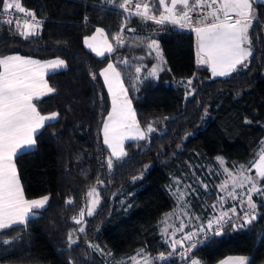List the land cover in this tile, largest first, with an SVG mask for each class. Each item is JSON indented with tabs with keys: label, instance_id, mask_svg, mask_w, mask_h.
Instances as JSON below:
<instances>
[{
	"label": "trees",
	"instance_id": "trees-1",
	"mask_svg": "<svg viewBox=\"0 0 264 264\" xmlns=\"http://www.w3.org/2000/svg\"><path fill=\"white\" fill-rule=\"evenodd\" d=\"M20 2L42 26L25 39L13 26L0 23V57L61 59L66 68L46 77L56 91L34 102L42 115L55 112L57 119L36 135L35 148L16 160L25 198L48 196V205L25 225L0 233V241H10L0 242V264H114L136 256L137 250L151 257L167 255L171 247L160 225L177 207L174 186L191 185L197 194L190 195L191 208L207 218L208 203L222 181L216 157H223L235 173L233 166L253 161L264 141V4L254 3L246 66L213 79L209 67L197 63L192 31L141 22L106 0ZM2 20L5 13H0ZM98 28L113 46L102 58L83 46V39ZM117 35H122V45L113 39ZM151 40L157 41L160 58L148 54ZM109 63L120 72L147 137L127 142V155L120 159L113 158L103 135L110 101L100 72ZM154 67L155 75H149ZM189 80L191 85L183 86ZM149 125L153 132H147ZM92 188L99 203L89 216ZM253 201L255 220L229 224L189 257L200 264L234 256L264 264V196L256 194ZM81 209L85 215L77 224L73 217L79 218ZM69 234L76 241L71 246ZM190 263L182 258L163 264Z\"/></svg>",
	"mask_w": 264,
	"mask_h": 264
},
{
	"label": "snow or ice",
	"instance_id": "snow-or-ice-1",
	"mask_svg": "<svg viewBox=\"0 0 264 264\" xmlns=\"http://www.w3.org/2000/svg\"><path fill=\"white\" fill-rule=\"evenodd\" d=\"M106 2L118 5L129 17H138L141 22L152 21L157 25L171 24L181 29L186 27L192 29L198 42L197 63L209 67L214 76H228L237 70L238 65L246 66L245 62L251 55V49L246 45L251 44L249 29L255 19L253 0H135V2L134 0H106ZM0 13L24 14L23 19L10 18L0 23L13 26L12 30L25 39L37 35L42 26V21L37 19L34 12L26 10L20 0H2ZM194 13L197 15L199 26H194L192 23ZM127 31L135 32L136 30L129 28ZM96 32L102 34L104 30L98 28ZM120 32H124L123 27ZM89 39H95V37L85 38V44L97 56H104L105 51L109 53L113 51L112 45L107 44V41L105 50H99L88 43ZM113 39L117 44H123L122 35L114 36ZM147 47L151 50L149 55L155 51L157 56H160L157 41L151 40ZM122 63L127 64L128 61L124 60ZM62 66H65V62L60 59L41 63L19 55L0 57V233L13 229L18 224H25L31 215L35 214L34 210L44 208L49 200L48 196L34 200L25 198L16 160L25 154L27 149L35 146L36 135L46 126H51L49 122L59 115L55 112L42 115L33 101L56 91L44 79L43 69L55 70ZM140 71L139 67L136 68V72ZM100 75L104 77L112 101V109L103 123L104 143L112 149V156L120 159L127 155L123 149V140L126 136L137 140H144L147 137L136 120L131 100L128 98V91L124 87L116 66L109 63ZM149 75H155V67ZM191 83V80L187 82L188 85ZM153 131L154 129L149 125L147 132ZM129 133H134V135H129ZM216 160L227 177L217 185L219 191L226 193L233 200L239 198V203L241 205L246 203L248 208V211H244L243 216H240L236 206L233 205L209 219L207 229L213 230V224H216L218 227L215 233L219 235V228L224 223L231 224L233 217L241 219L244 224L251 223L257 218L255 212L257 205L253 201V194L264 196V184H261V181H264V141H261V148L254 154L253 161L248 165H239L238 168L233 166L235 173L225 166L223 157L218 156ZM112 166V159L109 158L108 167L112 168ZM253 169H255L254 175L245 174L251 173ZM238 176L239 179H237ZM245 185H249L246 193L236 192L237 187L244 188ZM188 187L191 188V185ZM204 187L207 189V185ZM87 195L96 197L89 201L90 204L99 203V193L95 188L90 189ZM244 195H247L246 201L242 198ZM184 196L185 193L178 189L177 199L182 201ZM218 200L221 201L220 207L223 209L225 197L221 195ZM67 203L71 204L72 201L69 200ZM211 207L215 209L217 205L213 204ZM93 211L94 208L89 207L87 215L91 216ZM84 215L85 210L81 209L79 218L73 217V219L79 224ZM171 215L173 214H169V217ZM185 227L186 225L181 223L172 235L175 236L176 232H183ZM79 231L83 232L84 229L80 228ZM167 231V228L163 229V232L167 233ZM199 231L203 232L204 228L201 227ZM196 235L198 233L188 232L180 239H173L169 245L172 251L167 256L161 253L157 257H151L142 255L143 250H137L136 256L130 257L129 260L133 264H140L137 257H141L143 264H155V261H165L176 254L179 247L183 249L179 253L182 258L190 259L191 264H200L198 259L188 255L192 249L197 247L199 241L184 248V241H191ZM69 241L70 246L76 242L71 239V234H69ZM0 242L10 243L8 240ZM165 243L167 244L168 241ZM89 247L102 252L98 245H89ZM224 264H250V262L247 257H230Z\"/></svg>",
	"mask_w": 264,
	"mask_h": 264
},
{
	"label": "rangeland",
	"instance_id": "rangeland-1",
	"mask_svg": "<svg viewBox=\"0 0 264 264\" xmlns=\"http://www.w3.org/2000/svg\"><path fill=\"white\" fill-rule=\"evenodd\" d=\"M10 18L23 19L24 18V14H21V13H14V14L5 13V19H10ZM159 50H160V48H159ZM153 53L155 54V56L157 58H160L161 52H160V56H157L155 51H153ZM137 75H139V72H137ZM187 82L188 81L184 82L183 86L188 85ZM103 135H104V133H103ZM129 135H134V133H129ZM129 140H133V139H130V138H128L126 136L125 139L123 140V143L125 141L128 142ZM109 149L111 150V153H112V149L111 148H109ZM113 158L117 159V157H115V156ZM217 173H220L222 175V181L219 183V184H221L225 179H227V177H226L225 174H223V169L220 166H219V169H218ZM245 174L246 175H254L255 172L253 171V173H245ZM237 179H239V176L237 177ZM248 187H249V185H245L244 188L237 187L236 188V192L237 193H246ZM203 188L205 189L204 186H203ZM229 188L231 189V185H229ZM178 189L180 191H183L185 193V196H184L182 201L177 199V207H176V209L173 212L170 213V214H173V215H171L169 217V214H168L162 220L161 225H160L161 234L169 243H171L173 239H180L182 236H184L188 232L200 233L201 231H199V229L201 227L204 228L203 232L209 231L207 229L208 220L212 219L214 216L219 215V213L222 210H226V209H228L229 207H231L233 205L236 206L237 212L239 214H241L244 211H248L246 203L241 205L239 203V198L237 200H233V199L229 198L226 193L220 192L218 187H217V195L214 197V199L210 203H208L209 211L207 212V210H206L207 215L209 214V216L207 218H204V216H203L204 214L196 213L191 208V205H190V203H191L190 195L196 197L197 196L196 192H194V190L192 188H189L188 186L179 187L178 185H175L173 190H174V193H175L176 197H177ZM205 190H207V189H205ZM221 195H223L225 197V200L223 202V209L220 207L221 201L218 200V197L221 196ZM255 195L256 194H253V196H255ZM242 198L246 201L247 200V195H244ZM92 199H95V197H90V200H92ZM213 204L217 205V207L215 209H213L211 207ZM96 205L97 204H95V205L90 204V207L95 209ZM229 214L231 215V213H229ZM165 220L167 221L166 223H165ZM181 223L186 225V227L184 228L183 232H176L175 236H173L172 233L175 231L176 228L179 227V225ZM215 226H217V225L213 224V228ZM164 228L168 229L167 233L163 232ZM165 256H167V255H165ZM137 259L140 260V264H143V261H142L141 257H137ZM122 261H125V262L124 263L120 262L119 264H133V262L131 260H129V259L128 260H122ZM114 264H117V263L115 262Z\"/></svg>",
	"mask_w": 264,
	"mask_h": 264
},
{
	"label": "crops",
	"instance_id": "crops-1",
	"mask_svg": "<svg viewBox=\"0 0 264 264\" xmlns=\"http://www.w3.org/2000/svg\"><path fill=\"white\" fill-rule=\"evenodd\" d=\"M134 2H135V0H134ZM254 3H261V4H264V0H253V8H254ZM133 10H134V4H133ZM254 11H255V8H254ZM255 18H256V11H255ZM255 20V19H254ZM253 20V21H254ZM97 30V29H96ZM96 30H95V32L91 35V36H89V37H86V38H90V37H95V39H89V41H88V43H90V44H92L93 45V47H95V48H97V49H99V50H105V48H106V41H107V44H111V42L108 40V38H107V36L105 35V32H103L102 34H97V32H96ZM192 33H193V35H194V39H195V41H196V44L198 43L197 42V36H196V34H195V32L194 31H192ZM112 45V44H111ZM83 46L85 47V49L87 50V51H89L91 54H93L94 56H96V57H98V58H102L103 56H97L96 55V53L95 52H93L88 46H87V44H85V38L83 39ZM112 48H113V46H112ZM197 51H198V47H197ZM111 53V52H110ZM109 52H107V51H105V54H104V56L105 55H108V54H110ZM8 56H12V55H8ZM20 56V55H19ZM21 57H23V56H21ZM26 58H29V57H26ZM31 59H33V58H31ZM33 60H36V61H40L41 63H46V62H50V61H54V60H56V59H50V60H37V59H33ZM61 60V59H60ZM107 67V66H106ZM105 67V68H106ZM66 68V66H62V67H60V68H58V69H55V70H52V69H49V68H45V69H43V72H44V79L46 80V77L48 76V75H50V74H53V73H57V72H59V71H63L64 69ZM105 68H103V69H105ZM102 69V70H103ZM101 70V71H102ZM101 73V72H100ZM209 73H210V77L211 78H223V77H227V76H214L213 74H212V72H211V69L209 68ZM109 75L111 76V73H109ZM230 75V74H229ZM228 75V76H229ZM101 76V75H100ZM121 78V77H120ZM101 79H102V81H103V84H104V86H105V89H106V91H107V93H108V87H107V85L105 84V82H104V77L103 76H101ZM49 95H51V94H48V95H46V96H44V97H41L40 99H42V98H45V97H47V96H49ZM108 96H109V101H110V109H109V112L111 111V109H112V101H111V96L109 95V93H108ZM39 99V100H40ZM35 101H37V100H34L33 102H35ZM50 115V114H49ZM108 116V115H107ZM57 119V118H56ZM55 119V120H56ZM55 120H52V121H50V122H53V121H55ZM105 120H107V118L105 119ZM129 141H139V140H137V139H133V140H129ZM128 141V142H129ZM127 142L125 141L124 143H123V146L126 144ZM35 148V146L33 147V148H31V149H27L26 150V152H28V151H31V150H33ZM111 152V151H110ZM115 159V158H114ZM253 171L255 172V169H253ZM49 201V200H48ZM48 201H47V203H46V205H45V207L44 208H46L47 207V205H48ZM44 208H42V209H39V210H34V215H31V217H33V216H35L39 211H41V210H43ZM30 217V218H31ZM29 220V219H28ZM27 220V221H28ZM206 220V219H205ZM27 223V222H26ZM25 223V224H26ZM25 224H23V225H25ZM16 226H21L20 224H18V225H16ZM234 257H238V256H234ZM233 257V258H234ZM228 258H230V257H226V258H224V259H222L221 261H219L217 264H224V262H226V261H228ZM129 259V258H128ZM127 258L126 259H119V260H117V261H115L117 264H119L120 262L121 263H124L125 261H122V260H128ZM114 262V263H115Z\"/></svg>",
	"mask_w": 264,
	"mask_h": 264
},
{
	"label": "built area",
	"instance_id": "built-area-1",
	"mask_svg": "<svg viewBox=\"0 0 264 264\" xmlns=\"http://www.w3.org/2000/svg\"><path fill=\"white\" fill-rule=\"evenodd\" d=\"M133 17H134V16H133ZM28 19H30V18H28ZM192 23H193L194 26H199L198 18H197V15H196L195 13L193 14ZM170 25H171V24H170ZM176 27L179 28L178 26H176ZM180 29H181V28H180ZM183 29H184V30L193 31L192 29L187 28V27H186V28H183ZM255 212H256V210H255ZM240 216H243V212L240 214ZM256 217H257V212H256ZM236 221H241V222H243L241 219H239V218H237V217H233V220H232L231 223L236 222ZM228 225H229V223H224V224L222 225V227L219 228V230H220V234H219V235L222 234L223 230H224ZM217 227H218V226H215V227L213 228V230H211V231L209 230V231H206V232H200V233H198V235L194 236L193 239H192L191 241H189V240H185V241H184V248H187L191 243H193V242H195V241L198 240L199 243L197 244V247L191 250V252H193L195 249H197V248L200 247L202 244H204L209 238H212V237H215V236H219V235H217V234L215 233V229H216ZM171 251H172V249H171ZM182 251H183V249L178 247V248H177V252H176V254L172 255L170 258H168V259L165 260V261H155V264H163V263L168 262V261H170V260L182 259L181 255L179 254V253L182 252ZM191 252H190V253H191ZM190 253H189V254H190ZM189 254H188V255H189Z\"/></svg>",
	"mask_w": 264,
	"mask_h": 264
}]
</instances>
